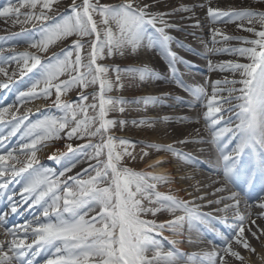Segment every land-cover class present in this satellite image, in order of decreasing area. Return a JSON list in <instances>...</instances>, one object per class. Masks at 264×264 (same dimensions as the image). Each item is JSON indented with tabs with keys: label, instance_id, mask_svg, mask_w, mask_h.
Masks as SVG:
<instances>
[{
	"label": "snow or ice",
	"instance_id": "6c2138e0",
	"mask_svg": "<svg viewBox=\"0 0 264 264\" xmlns=\"http://www.w3.org/2000/svg\"><path fill=\"white\" fill-rule=\"evenodd\" d=\"M57 0H18L19 8L8 7L0 11V16L15 14L17 18L24 15L25 22L36 20L41 22V39L32 43L31 47L39 51L46 52L50 45L76 36L73 41V51L63 53V58L55 54L47 64H43L39 56L23 53L19 56L10 57L17 63L23 61V67L32 71L38 65L43 69L41 79L32 85L28 93H21V97L49 98L55 90L53 103L64 112L63 118L45 117L35 123L30 124L25 132V136H33L37 129L43 130V135L37 133L28 143L21 145V151L27 150V162L17 159L13 151L4 149L0 152V190L8 188L9 183L16 177L32 168L36 160L37 145L46 139L58 138V133L68 128L67 137H99L96 144H88L84 147L94 149L90 159L97 160L95 166H90L95 175L89 176L87 180L75 179V189L68 187L65 182L64 195L57 194L58 183H53L39 174L34 176L25 185L23 192L29 196L34 195L33 203L40 204L44 201L47 205L43 208V215L49 217L54 215V220L41 223L36 221L32 227V235L35 237L32 243H26L27 236L23 238L17 236L16 230L5 227V234L12 239L5 245L0 242V264H25V257L29 250L36 245V250L48 246L54 248V258H50L47 264H179L178 252L176 250L165 251L161 242L156 239V235L162 234L165 228L178 233L183 228L185 222L189 227L195 221L205 219L204 214L189 207L188 202L177 199L172 195H165L156 191L158 182L167 183L163 175H153L137 172L124 166V158L131 157L128 150L131 142L118 139L110 135V130L117 123L108 119L109 112L118 110L124 112L122 106L125 102L112 98L108 95L116 86L109 77L111 69L98 63L104 59L105 55L112 56L116 53L125 54L126 49L136 52L141 47L160 48L166 53L169 59V67L176 78L179 86L185 87L183 81L176 76L175 63L180 59L177 54L171 51L170 44L172 37L167 35L165 27H171L165 21V15L170 13L151 14L147 11L149 5L143 4L135 6L133 0H125V3L108 6L93 3L92 0H82L77 5L73 0L71 15L60 19L51 20L48 15L52 11ZM30 8L33 11L21 13L20 8ZM39 7L40 11L35 10ZM180 11H189L186 6H182ZM99 17V20L96 17ZM208 16L213 22L228 18V21H247L249 25L259 23L260 28L247 27L244 30L252 33L254 39H244L243 43L250 47H240L235 49H223L225 52H233L242 57H246L248 63L227 62L220 65L221 70L226 67L239 72L240 80L216 81L213 85L211 98L207 101V111L204 113V120L207 127L213 134L212 143L217 145L222 161V175L226 180H233L241 172L246 177H251L255 172L264 176V12L252 10H232L223 11L217 8H208ZM157 21L165 27L156 29L159 37H150L146 31L147 25L155 26ZM227 22V21H226ZM243 27V25H241ZM218 33L213 31V43H216L215 36ZM85 38H89L85 40ZM232 37L224 36L223 40L228 41ZM147 42V43H145ZM88 44V51L85 55V44ZM7 62V61H4ZM31 62V66H29ZM182 62V61H181ZM115 81L121 80V69L116 68ZM124 74L132 78L138 76L140 81H150L158 79L157 73L147 66L133 67L123 70ZM0 73L7 75L3 67ZM67 75V79L60 77ZM43 83L44 88L37 92V86ZM240 84L239 89L233 87L228 89L229 95L239 92L235 99L241 101L236 107V119L239 121L235 128L216 126L223 119L221 105L231 103V100L218 99V93L224 91L220 84ZM7 84H0V87H7ZM90 86H97V90L91 94L81 91L79 100L81 103L67 102L61 97L71 89L78 88L84 90ZM123 87L122 84L119 85ZM195 96H203L205 89L197 87L186 89ZM89 95L92 96V103H87ZM154 98H145L143 103H156ZM8 108L0 109V124L4 123V114ZM231 112L234 109H227ZM91 112V114H90ZM27 117H17L13 114V123L7 134L0 132V148L11 136H15ZM72 124L69 128V124ZM121 125L126 121H120ZM134 124H148V121H133ZM232 134L238 140L231 152H226L227 144L221 145V138L225 134ZM184 141H181L183 143ZM231 138L229 139V143ZM71 151V145L68 146ZM149 147H157L149 145ZM157 150L174 152L175 155L187 160L183 153L175 152L171 146L164 149L157 147ZM234 153V155H233ZM147 155V153H144ZM244 155L246 160H241ZM104 157L103 160L100 158ZM12 162V163H10ZM239 162L240 167H237ZM16 164H23L17 168ZM35 171V170H34ZM86 172L88 170H85ZM72 179V178H69ZM41 185H47L41 188ZM224 189H217L223 191ZM51 194V195H50ZM50 197V203L45 200ZM8 199L11 201L12 196ZM27 197H25V200ZM210 203H221L222 200ZM226 199L234 200L232 205L225 204L224 211L229 208L236 209V216L239 225L232 237H223L224 251L239 260H243L238 252L232 250V239L235 238L237 244H241L249 251L252 249L246 239H244L245 215L239 211V200L237 193L233 192ZM145 202L148 205L146 206ZM98 207L99 211L95 216L88 217V213ZM264 209V204L259 205ZM12 212L16 211V205H11ZM166 211L173 215V219L157 223L154 219H145V216H155L158 212ZM182 212L184 215H175ZM261 215H264L262 213ZM4 217L0 215V226H3ZM254 224L255 221H252ZM26 232L27 229L23 228ZM155 234V235H154ZM264 234V230H262ZM256 236V233H252ZM258 238V237H257ZM172 243H175L173 241ZM152 253L150 256L149 253ZM35 255V253H32ZM191 264H225L224 256L219 253H204L188 257ZM26 264H32V260H27Z\"/></svg>",
	"mask_w": 264,
	"mask_h": 264
},
{
	"label": "bare ground",
	"instance_id": "6f19581e",
	"mask_svg": "<svg viewBox=\"0 0 264 264\" xmlns=\"http://www.w3.org/2000/svg\"><path fill=\"white\" fill-rule=\"evenodd\" d=\"M93 3L100 5L115 6L125 3V0H92ZM77 5L82 0H75ZM149 5L147 11L151 14L170 13L165 15L164 19L171 27H165L157 21L156 25H147L146 31L150 37H159L156 29L165 27L167 35L172 37L170 44L171 51L177 54L180 59L175 63L176 76L183 81L185 87L177 84L176 78L169 67V59L166 53L160 48H148L146 46L139 48L136 52L130 49L125 50L124 55L116 53L112 56L105 55L104 59L98 61L108 66L110 79L116 86L108 95L112 98L123 100L122 105L124 112L114 110L109 112L108 119L115 120L117 123L110 130V135L118 139H124L131 142L129 151L131 157H125L123 164L137 172L148 174L142 171L140 166L143 164L153 168L156 172L168 171L170 176L166 178L167 183L158 182L156 191L165 195L175 196L177 199L188 202L189 207L195 209L199 213L204 214L205 220L203 224L200 220L195 221L192 227L185 222L183 228L178 233L165 228L163 231L172 240H178V244H173V248L183 255H179V264H191L188 260L189 256L200 255L204 253H219L224 256L225 264H240L241 261L248 259V264H264V209L260 208V204H264V176L259 171L255 172L250 178L246 177L243 172L234 177L233 180H226L222 175V161L217 145L212 143L213 134L207 127L204 120V113L207 111V101L211 98L213 88L212 85L216 81L240 80L239 72H233L227 67L221 70L220 65H226L227 62L232 63H248L246 57H242L233 52H225L223 49H235L240 47H250L243 43L244 39H254V35L244 29L247 27H255L259 30V23L249 25L247 21H228L223 18L213 22L208 16V8H217L223 11L232 10H252L256 12H264V0H133V5ZM73 0H57L53 5L52 11L48 13L50 21L63 19L72 13ZM182 6H186L189 11H180ZM19 8L18 0H0V11L4 8ZM33 11L30 8H20L21 13ZM39 13V7L35 10ZM99 20V17H96ZM227 21V22H226ZM243 25V27H241ZM0 38L5 43L0 45V57L3 58L1 67L5 69L7 75H0V84H7V87H0V96L7 99L0 102V109L8 108L9 111L4 114V123L0 124V132L7 134L13 123V114L17 117H27L15 136L9 137L0 148V152L4 149L13 151L17 159L27 162V150L21 151V145L30 142L34 136L39 133L43 135V130L37 129L33 136H25L26 126L42 120L45 117L63 118L64 112L57 108L53 103L55 99V90L49 98L37 97L28 98L21 97V93H28L32 89V85L41 79L43 69L38 65L32 71H28L23 67V61L17 63L10 57L19 56L23 53H29L39 56L41 62L46 64V52L39 51L31 47L41 39V22L32 20L25 22L24 15L16 17L15 14L9 16H0ZM218 34L215 36L216 43H213V31ZM232 37L228 41H224L223 37ZM78 39L76 36L68 37L57 41L50 45V60L53 55L63 58V53L73 51V41ZM89 38H85L87 40ZM147 43V42H145ZM49 46V47H50ZM88 51V44H85V55ZM182 61V62H181ZM31 66V62H29ZM152 69L158 75V79L150 81H140L138 76L132 78L124 74L123 70L133 67H144ZM121 69V80L117 83L115 77L117 73L115 69ZM7 76L8 78H5ZM67 75L60 77L61 80L67 79ZM122 84L123 87L119 85ZM15 86H18L16 89ZM203 87L205 94L203 96L191 95L192 92L186 89H194ZM220 88L224 91L218 93V99L231 100V103H223L221 105L223 119L216 126L235 128L239 121L236 119V113L239 108L236 107L241 101L235 99L240 93L233 92L229 95L228 89L241 87L240 84L232 85L221 83ZM44 88V84L40 83L36 91L40 92ZM97 90V86H90L87 89L80 90L78 88L71 89L67 94L61 97L67 102H75L70 100V96H80L81 91L91 94ZM145 98H154L156 103L145 105ZM168 98L169 100H167ZM89 102L92 103V96L89 95ZM80 101V100H79ZM234 109V111H227ZM91 114V112H90ZM148 121V124H134L133 121ZM120 121H126L121 125ZM73 126L69 124V128ZM68 128L58 133V138H50L41 141L37 145L36 160L32 168L25 173L16 177L9 183L8 188L0 190V194L6 192L12 196V200H1L0 197V215H3V226H0V242H7L12 239L10 235L5 234V227L16 230L17 236L23 238L27 236L26 243L31 244L35 237L32 235V227H28L29 223L35 227L36 221L41 223L54 220V215L49 217L43 215V208L47 205L44 201L40 204H34V195L29 196L24 193L25 185L34 176L39 174L42 178L58 183L59 188L57 194L63 196L65 182L68 187L75 189V179L87 180L89 176L95 175L90 166H95L97 160L90 159L94 149L84 147L88 144H96L99 137H84L83 139L67 137ZM231 142L229 143V139ZM181 141H184L181 143ZM238 140L232 137V134H225L221 138V145L227 144L226 152H231L235 148ZM71 145L72 150H69ZM155 145L161 149L171 146L175 152L183 153L189 159L185 160L174 152L157 150V147H149ZM147 153V155H144ZM234 155V153H233ZM101 160L104 157L100 158ZM240 159H247L242 155ZM180 161V163H178ZM148 162V163H146ZM12 163V162H10ZM23 164H16V167H22ZM237 167H240L239 162ZM35 170V171H34ZM85 170H88L87 172ZM154 175V174H153ZM72 178V179H69ZM47 185H41L45 188ZM217 189H224L217 191ZM237 193L239 200V211L245 215L244 222V239L248 242L252 249L249 251L241 244L232 239V250L238 252L243 260H239L234 256L228 255L224 251L223 237H232L236 231L239 220L236 216V209L229 208L224 211V205H232L234 200L226 199L231 194ZM51 195V194H50ZM25 197L27 199L25 200ZM221 203H210L217 200ZM49 203L50 197H45ZM16 205V211L12 212L11 205ZM99 208H94L88 213V217L95 216ZM175 215H184L177 212ZM145 219H154L157 223H162L173 219V215L161 211L155 216H145ZM252 221H255L253 224ZM205 223V224H204ZM191 229L207 234V238L201 240L196 234L190 233ZM255 232L256 236L252 233ZM196 235V236H195ZM258 237V238H257ZM170 242V240H168ZM163 245V244H162ZM166 247L163 245V249ZM173 250V249H171ZM168 251V249H167ZM32 253H35L33 255ZM55 249L45 246L39 251L36 245L29 250L25 257L32 260V264H47L48 259L54 258ZM149 255L151 256L152 253ZM15 264V262H14ZM219 264V261H217Z\"/></svg>",
	"mask_w": 264,
	"mask_h": 264
},
{
	"label": "rangeland",
	"instance_id": "374dc122",
	"mask_svg": "<svg viewBox=\"0 0 264 264\" xmlns=\"http://www.w3.org/2000/svg\"><path fill=\"white\" fill-rule=\"evenodd\" d=\"M0 29H1V27H0ZM5 43V41H4V39L3 38H0V45L2 44H4ZM52 51V47L50 46L49 48H48V50L46 51V54L45 55H47L46 56V64L50 61V60H48L49 59V55H50V52ZM3 58L2 57H0V67H1V65L3 64ZM0 75H4L3 73H0ZM5 78H8L7 76H5ZM15 88L17 89L18 88V86H15ZM192 96H193V94H191ZM77 98H79V96H70V100L71 101H75ZM167 100H169L168 98H166ZM4 100H6L7 101V99L5 98V97H2V96H0V102H3ZM90 100H88L87 101V103L89 102ZM76 103H81V101H79L78 99H77V101H76ZM28 127V125L26 126V128ZM146 163H148V162H146ZM178 163H180V161H178ZM140 168H141V170L142 171H145V172H149V173H151V174H154V175H163V176H165L166 178H168L170 175H166V173H164V174H161V173H159V172H156L155 170H153V168H150L149 167V164H147V166H144L143 164L140 166ZM10 195H7L6 194V192H4V193H2V194H0V197H1V200H5V199H8V197H9ZM145 204H146V206H151V205H148L147 204V202H145ZM145 218V217H144ZM202 223H203V221H206L205 219H203V220H200ZM193 230H195V229H191V231H193ZM155 235V234H154ZM156 239H158L160 242H161V244H163L166 248V251H167V249L168 250H171V249H174L173 248V244H178L177 242H178V240H172V239H169V237H168V235L166 234V233H164V231L162 232V234H160V235H156ZM168 240H170V242L168 241ZM173 241H175V243H172ZM175 250V249H174ZM178 252V251H177ZM150 254H151V252H150ZM178 254L183 258V255L180 253V252H178ZM249 260L248 259H246V260H243V261H241L240 262V264H248L247 262H248Z\"/></svg>",
	"mask_w": 264,
	"mask_h": 264
}]
</instances>
